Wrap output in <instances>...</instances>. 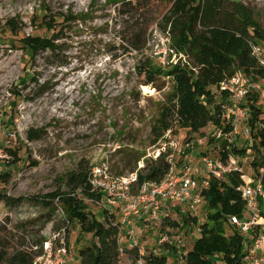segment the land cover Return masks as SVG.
<instances>
[{"label": "rangeland", "instance_id": "obj_1", "mask_svg": "<svg viewBox=\"0 0 264 264\" xmlns=\"http://www.w3.org/2000/svg\"><path fill=\"white\" fill-rule=\"evenodd\" d=\"M242 1L259 13L264 26V0ZM40 5H49L53 13L69 6L75 12H92L90 29L67 32V42L62 40L70 55L67 68L47 66L42 56L35 65H26L18 40L28 35L37 44L40 38L34 35H50L44 25L47 20L44 22V16L37 12ZM112 7L106 0H0V149L7 156L0 157V251L9 255L16 250L36 251L41 238L57 245L66 228L70 248L67 264H80L79 248L92 243L93 237L82 234L79 223H68L60 212L63 208L57 193L71 192L68 175L78 167L89 171L106 159L112 173L128 174L127 165L136 153L146 154L139 161L142 168L157 152L150 145L151 125L160 103L172 89L173 78L160 74L155 84L143 85L135 71L140 57H120L116 61L111 54L98 50L110 40L101 28L110 19ZM149 55L162 64L186 61L157 27L149 42ZM28 67L31 70L26 71ZM259 81L264 86V80ZM212 94L218 103L231 102L221 87H212ZM116 130H121V135H115ZM213 131L209 125L203 129V136L209 140ZM173 134L171 140L180 148L184 141L181 135L187 139L196 136L185 129ZM257 140L243 138L241 143L256 152L259 162L262 155L253 147ZM180 154L175 151L179 163L183 160ZM79 194L90 215L103 220L104 208L92 204L87 192ZM54 207L57 210L53 211ZM207 212V207L200 209L194 216L196 222L173 212L179 227L175 222L164 226L172 235L182 236L185 247L191 248L195 228L206 220ZM233 230L226 226L227 234ZM159 232L151 225L140 233L147 255L157 249L154 242ZM123 246L129 249L128 243ZM169 254L173 264H183L175 260L176 251ZM134 256L128 251L122 253L119 264H131Z\"/></svg>", "mask_w": 264, "mask_h": 264}, {"label": "trees", "instance_id": "obj_2", "mask_svg": "<svg viewBox=\"0 0 264 264\" xmlns=\"http://www.w3.org/2000/svg\"><path fill=\"white\" fill-rule=\"evenodd\" d=\"M106 3L113 7L110 19L101 30L108 33L110 40L97 45L98 50L111 54L116 61L120 57H140L135 71L142 77L143 85L155 84L162 75L173 78L172 89L160 103L151 125L150 145L157 146L169 130L185 129L196 136L203 135V129L209 125L230 130V126L224 123L222 103L213 97L212 87H221L237 72L254 81L264 80V68L251 50L252 43L264 44V26L259 21V13L242 0H106ZM37 12L44 16V22L47 20L44 25L50 35H34L40 38L37 44L32 43L28 35L18 40V46L25 53L26 65H35L37 58L42 56L47 66L67 68L70 55L65 51L66 34L90 29L92 26L88 25V20L92 12H75L69 6L65 11L53 13L49 5H40ZM155 27L186 58L185 62L180 59L176 64H162L160 59L149 55V42ZM64 39L66 42H62ZM223 93L227 94V91ZM258 100V93H255L247 102L250 124L255 138L259 139L256 148L259 144L264 146V129L257 128L261 113ZM115 135H121V130H116ZM136 154L127 166L128 173L137 171L140 183L160 181L169 172L170 163L165 154L161 153L157 159L151 157L142 168H139V161L146 154ZM90 171L82 167L73 170L68 175L71 192L57 193L58 203L68 223L77 221L81 233L93 237L92 243L79 248L80 264H119L122 252L118 244V226L106 210L103 220L90 215L86 203L80 198V192L94 196L87 186ZM241 183L243 180L237 173L227 175L225 180L211 181L205 192L206 220L200 224L201 234L188 248L183 264H215L218 260L216 254L220 255L222 264H242L244 235L230 223V216L239 215L244 208L238 190ZM49 200L54 201L53 198ZM55 210L57 207L53 208ZM192 220L197 221L194 217ZM175 224L179 227L178 223ZM227 225L234 228L233 233L227 234ZM45 241L44 238L38 240L36 251L16 250L10 255L0 251V264L4 261L6 264H34L35 258L43 252ZM126 251L137 254L133 249ZM169 258L168 254L153 252L146 255L147 264H168Z\"/></svg>", "mask_w": 264, "mask_h": 264}, {"label": "built area", "instance_id": "obj_3", "mask_svg": "<svg viewBox=\"0 0 264 264\" xmlns=\"http://www.w3.org/2000/svg\"><path fill=\"white\" fill-rule=\"evenodd\" d=\"M251 50L258 64L264 68V44L252 43ZM221 89L227 91L231 99L229 103H222L224 123L230 126V130L214 128L209 140L205 135L188 139L181 135L184 138L181 148L177 141L171 140L173 131H167L162 141L154 146L156 154L150 155L157 159L163 153L170 163V170L162 180L140 183L137 171L115 175L108 159L92 166L87 186L94 196L89 201L104 208L118 226L120 251L126 252L123 246L126 243L127 248L136 251L131 264H147L140 233L151 225L160 229L154 242L157 249L152 252L170 255L176 251L175 260L183 263L188 248L183 237L172 235L170 228H165V223H176L173 212L196 216L200 209L206 207L205 192L211 181L225 180L231 173H237L243 180L238 187L244 202L243 211L230 216L232 226L244 235L242 264H264V160L256 161V152L241 143L243 138L256 139L247 105L249 97L255 93H258L257 104L261 108L257 128L264 129V86L260 81L237 72L221 84ZM253 147L256 148L254 143ZM256 149L264 155L263 145L259 144ZM176 150L181 153V163L175 159ZM0 157H7L2 149ZM60 212L64 215L63 210ZM65 229H62L63 237L59 244L54 245L51 241L44 244L43 252L35 258L34 264H67L70 248ZM201 231L198 224L194 238H198ZM216 257L215 264H222L220 255L216 254ZM168 262L173 264L172 258Z\"/></svg>", "mask_w": 264, "mask_h": 264}, {"label": "bare ground", "instance_id": "obj_4", "mask_svg": "<svg viewBox=\"0 0 264 264\" xmlns=\"http://www.w3.org/2000/svg\"><path fill=\"white\" fill-rule=\"evenodd\" d=\"M144 89L147 90L148 88L146 86H144Z\"/></svg>", "mask_w": 264, "mask_h": 264}, {"label": "crops", "instance_id": "obj_5", "mask_svg": "<svg viewBox=\"0 0 264 264\" xmlns=\"http://www.w3.org/2000/svg\"><path fill=\"white\" fill-rule=\"evenodd\" d=\"M67 263H69V262H67Z\"/></svg>", "mask_w": 264, "mask_h": 264}]
</instances>
